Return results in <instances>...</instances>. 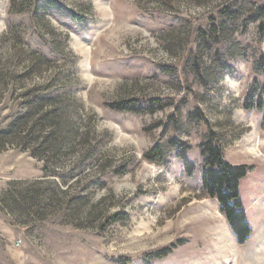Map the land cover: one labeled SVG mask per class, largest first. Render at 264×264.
I'll use <instances>...</instances> for the list:
<instances>
[{"label":"rangeland","instance_id":"374dc122","mask_svg":"<svg viewBox=\"0 0 264 264\" xmlns=\"http://www.w3.org/2000/svg\"><path fill=\"white\" fill-rule=\"evenodd\" d=\"M262 7L0 0V264H146L175 244L151 264H264V108H244L254 81L264 83V39L248 20ZM231 45L247 56L229 55ZM132 98L154 111L109 106ZM197 110L209 124L189 118ZM210 128L228 162L254 169L241 181L245 245L202 190ZM169 137L190 142L196 176L175 151L165 165L145 159Z\"/></svg>","mask_w":264,"mask_h":264},{"label":"trees","instance_id":"16d2710c","mask_svg":"<svg viewBox=\"0 0 264 264\" xmlns=\"http://www.w3.org/2000/svg\"><path fill=\"white\" fill-rule=\"evenodd\" d=\"M226 12V11H225ZM228 13V12H227ZM232 20L238 15L228 13ZM76 20H84L78 15H74ZM250 22L259 21L258 40L264 39V7L260 8L257 15H251L248 19ZM219 33L218 31H215ZM218 36V35H216ZM206 38V37H205ZM206 40V39H203ZM202 41L200 42V47ZM209 45H206V49ZM234 45L228 49L231 56H247V49L244 48L241 53H234ZM219 66L230 69L228 63L221 58ZM255 69L258 73L264 74V55L260 57L255 63ZM159 102V101H158ZM156 102L151 101L149 107H144L137 99H123L115 101L109 106L117 111L145 113L147 111H154ZM153 106V107H152ZM244 108L246 111L258 110L264 108V83L258 80L254 81L249 93L245 97ZM190 119L209 121L200 110L195 111L189 115ZM192 150V145L189 141L183 140L179 137H169L163 142L157 143L150 151L145 154V159L149 162L159 165L168 164L172 151L176 152V157L184 164V170L187 176H196L199 170V164L192 161L189 153ZM201 156L203 158L202 165V190L213 199H216L220 205L221 212L225 215L233 233L236 236L239 245H245L253 233L251 223L248 218L247 210L241 196V181L247 177L254 169L246 164H232L224 157V149L220 144L218 133L210 128V132L205 135L200 143ZM122 172H125L123 170ZM123 214L117 213L113 215L109 222H117L122 220ZM177 244L162 250H157L144 255L146 264H151L154 260L164 259L168 257ZM120 264H128L131 261L129 258L120 257L117 259Z\"/></svg>","mask_w":264,"mask_h":264},{"label":"crops","instance_id":"0c3cea01","mask_svg":"<svg viewBox=\"0 0 264 264\" xmlns=\"http://www.w3.org/2000/svg\"><path fill=\"white\" fill-rule=\"evenodd\" d=\"M252 172H253V171H252ZM252 172H251V173H252ZM246 210H247V209H246ZM247 214H248V212H247ZM248 218H249V216H248ZM249 221H250V220H249ZM251 226H252V225H251Z\"/></svg>","mask_w":264,"mask_h":264}]
</instances>
